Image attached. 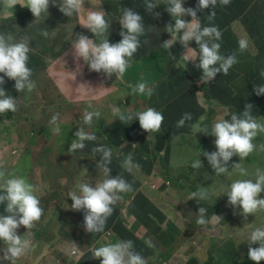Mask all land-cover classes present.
I'll return each instance as SVG.
<instances>
[{
    "label": "rangeland",
    "instance_id": "1",
    "mask_svg": "<svg viewBox=\"0 0 264 264\" xmlns=\"http://www.w3.org/2000/svg\"><path fill=\"white\" fill-rule=\"evenodd\" d=\"M116 1L119 4L121 2L128 3L127 0ZM58 2L60 0H56V3ZM101 3L104 4V0H84L80 13H74L71 17H68L67 22L63 20V27L58 30L48 31L49 35L47 38L40 34L42 29L37 30L27 24L26 27L20 26V17L18 15L16 18L13 17V15H16L15 11L10 10L6 16H0V32L11 34L15 40L24 36L29 37L33 55L40 54L43 51V42L48 47L57 42L53 50L46 54L44 68L37 71L36 88L32 92L17 96L6 92L8 96L19 101L18 110L13 114L14 119L12 122L4 120L0 123V161L4 162V167L8 170L7 175L18 176L22 174V170L28 169L26 177L39 186V196L43 197V204L46 205L44 219L31 232L36 241L32 244L27 254L18 259L17 264H101L102 258H93V252L96 248L108 245L113 235H127L129 238L127 240L133 241L134 251L144 257L148 264H160L158 255L162 239L156 237L154 232H168L172 228L166 222H159V224L155 225L156 220L151 210L153 207L140 204L141 194L135 190L121 193L122 199L113 206L110 220L106 222L105 229L101 233L87 232L83 227L84 212L75 211L71 208L73 201L68 196L69 191L78 192L77 185L90 179L96 180L92 183V186L95 187L102 174L99 169L96 168L95 170L96 165L94 163L96 160L90 159L88 154L77 151L74 155L67 154L69 147L64 149L66 142L60 139V135L65 130L73 131V135H75L81 127L87 132L90 129L97 137V140L85 141V149L93 155L91 149L94 147L106 146L109 148V144L102 134L103 127L97 126V122L105 120V115L111 102L120 108L135 107L141 109L149 105L147 98L140 99L138 96L131 97L128 95V86L137 85L131 77L129 68L120 79H116L115 75L108 78L106 74L102 73L94 76L88 72L89 66L85 64L83 59L81 58L77 61L74 56L75 50L70 46V43L76 39L77 34L86 35L93 40L96 39L95 35L80 23L86 20L90 10H101ZM50 4L55 6L51 2ZM119 4L117 5L118 8ZM249 7V0H233L225 8L214 10L216 16L213 21L209 22L207 20V16L211 15L212 12L198 16V18L202 27L216 26L220 30L221 19L218 18L223 15L224 11L231 9L232 15L235 16L239 10L245 11ZM118 8L110 10L105 7L106 12H109V14L105 15V19L110 24L109 33L106 32L105 36L111 38L112 35H117L116 38L120 42L122 40L120 32L123 30L119 23L120 19H116L114 24L110 21L119 11L120 8ZM2 12L3 8L0 5V13ZM8 24L17 25L14 26L13 32L9 33L4 29V26ZM234 28L238 33L242 34L239 24H236ZM73 29L78 31L73 33ZM158 38L159 41H162L167 39L168 36L164 37L163 34H160ZM159 41L151 50L159 48ZM96 42L99 43L100 39L97 38ZM189 47L199 50V46L194 40L189 42ZM169 51L176 57L175 62L177 63L175 65L164 64L163 67L165 74L169 79H172L178 74L176 69L180 68L181 56L186 50L180 41L177 40ZM154 52H152V55ZM78 63L80 65L79 71L77 70ZM101 87L111 88V90L101 89V94H97L96 90ZM198 101L199 103L200 101L202 103L205 102L202 92L198 94ZM89 103L92 105L91 108L88 107ZM85 110L99 111L101 117L99 119L94 117L91 126L83 125L82 117ZM55 114H59L60 131L58 133L52 131L54 125L50 124L51 118ZM111 114L112 110L108 115ZM203 122L204 120L199 121L201 124ZM68 124L69 126L66 127ZM42 128L50 130V135L40 133L39 130ZM113 130H115V125H112L108 131L103 133L110 136ZM124 131L126 132V129ZM117 133L124 145L132 143L133 138H135L131 136L130 138H125L123 132L117 131ZM184 135L190 140L182 141ZM202 136L203 133L194 135L192 130L180 133L170 143V157L166 155L163 159V154L156 157L157 161L152 168L151 174H147L142 165L141 172H134L138 180L141 179L143 184L146 183V190L149 191H151L150 186L156 181L166 182L168 180L175 184L181 183L179 192L171 187V190H168V195L165 196V203L174 204L177 202L182 206V208H178V205H165L164 207L169 215L176 221L185 222L182 227L176 230L172 237L170 236L169 238L164 235L169 241V249L166 251L165 256L173 264H216L218 260L223 263L222 256L216 257L214 260L209 259L205 263H202V260L193 262L190 257L193 246L189 249L186 244L192 240V236L203 235L205 240L203 245H206L207 233L220 235L223 232L221 221H224L227 223L226 227L231 234L225 236L226 242H220L218 238H214L213 242H218L221 246L222 243L230 246L232 264H256L255 261L248 258V251L250 247H258V245L248 246V243L244 241L248 222L230 214L224 215V217L219 214L217 216L222 219L219 222L211 223L213 225L212 228L210 224L205 229L196 223L199 207L207 209L206 218H210L215 212L224 210L229 186L234 178L241 176L238 170H233L234 165H228L229 172L218 176L210 165L199 170L191 167L193 161L198 159L202 161V158L206 159L203 153L207 146L204 140H200ZM73 139L76 138L73 137ZM143 139L154 142L155 136L143 137ZM132 145L134 144L132 143ZM260 149L262 148L260 147ZM125 151L136 154L141 153L142 146L138 143L132 146L130 150L126 149ZM215 151H217V148L215 143L212 142L211 146L207 148V152ZM27 152L30 155L29 159L24 158ZM93 156L98 161L102 158L101 153H96ZM252 160L253 157L250 154L249 157L240 161L241 167L246 168ZM254 164L263 166V161L257 160ZM20 169L22 170L19 171ZM168 173H172L171 179L167 176ZM205 173H207V179L205 178ZM164 188L170 187L163 185L161 190ZM200 189L207 191L209 198L199 201V203L195 200H190L191 193ZM144 194L148 195L146 192ZM58 206L59 209L56 211L55 209ZM58 214H61L60 222H68L71 225H60L57 218ZM145 214H148L149 220L144 218ZM137 219H140L141 224L145 225L140 232H135ZM170 220L172 221V219ZM146 221L149 222V229ZM121 223L128 227L126 234L121 232ZM236 224H239L240 227H235ZM263 224L264 220L257 219L254 221L255 227H260ZM39 226L43 227V231L38 239L34 235V231ZM71 235H75L76 239L70 240L69 237ZM91 236L95 237V242ZM239 236L243 237V239ZM74 247L76 248V253L71 256L70 254L73 253ZM226 250V247L223 246V251ZM175 252H181L179 257H174ZM58 257L60 259H57ZM6 261L11 264L10 261ZM260 264H264V261H261Z\"/></svg>",
    "mask_w": 264,
    "mask_h": 264
},
{
    "label": "clouds",
    "instance_id": "2",
    "mask_svg": "<svg viewBox=\"0 0 264 264\" xmlns=\"http://www.w3.org/2000/svg\"><path fill=\"white\" fill-rule=\"evenodd\" d=\"M50 2L55 4L56 0H23V2H20V0H0V5L3 8L0 16H6L10 10L15 11L16 15H13V17L16 18L17 15L20 17V26L26 27L27 24L37 30L42 29L40 34L47 38L48 31H55L53 25L54 14L49 12ZM230 3L231 0H219V5L227 6ZM83 4L84 0H60L58 7L62 13L71 17L74 13H80ZM217 4L218 0H198L196 8L193 9L185 8L184 0H166V11L175 20V26L172 24L166 26L164 30L171 34L172 39L165 41L160 46L168 51L169 56L175 60L176 57L169 50L179 40L186 50L181 56L184 67L189 61L195 62L198 59L199 63L195 66L203 70L200 80L205 84L214 80L218 73L227 75L230 68L238 63L235 54L227 57L220 54L221 44L217 41L221 40L222 33L219 28L216 26L202 27L197 16L198 11H204L209 6L215 8ZM157 5L151 0H145V10L149 13H152ZM153 12L156 16L160 15V12L156 10ZM167 12H164L166 14L165 21L169 17ZM184 16H191V22L182 19ZM215 16L216 12L212 11L211 15L207 16V20L211 22ZM142 20L143 17L138 12L131 8H125L119 20L123 29L120 32L122 40L120 42L117 40V43H110L109 38L104 35L106 32L109 33L110 28L109 22L105 19V12L90 10L86 20L81 21L80 24L90 30L96 39L99 38L100 42L97 43L96 39H90L86 35L77 34L71 45L75 50L76 60L79 61L82 58L85 64L89 66V71L106 74L108 78L113 75L116 76V79L122 78L127 69H131L135 57L146 41V37L152 31L145 20ZM14 26L17 25L8 24L4 26V29L10 33L14 31ZM8 27H11V30H8ZM193 40L199 46L198 53L196 49L189 47V42ZM247 48L248 41L240 39V51L243 52ZM35 55H33L29 37L24 36L15 40L11 34L0 32V115H3V117L13 115L18 110L19 103L17 99L8 96L6 92L13 96L25 95L36 88L37 71L41 69H37L33 63ZM77 70H80L79 63L77 64ZM261 75L264 76V72ZM101 89L111 90V88L101 87L96 90L97 94H101ZM128 90L129 96H138L140 99H144L142 96L147 95L148 100L154 93V88L149 87L147 82L143 81V78L136 86H128ZM255 92L256 95L264 94V86L256 85ZM88 107H92L91 103ZM111 110L112 114L108 115ZM252 110L253 105L246 104L241 115H231L230 121L219 119L211 127L210 135L216 137L214 143L217 151L204 152L203 155L207 158L217 176L229 172L227 165L234 155H238L240 160H243L255 150L256 145L253 140L258 136V133L264 132V124L255 119ZM94 117L99 119L101 113L96 110H85L82 124L91 126ZM191 119V113H185L176 123V128L183 127L185 122ZM58 120L59 114H55L50 121V124L54 125L52 129L54 133L60 131ZM202 120L203 117H201ZM165 121L166 117L163 110L150 104L141 109L113 106L112 109L106 112L102 124L103 132L108 131L112 125H115V130L111 132L110 136L102 132L109 148L98 146L91 149L93 155L96 153L102 154V158L98 162L102 177L96 182L95 187L92 186L95 181L88 180L77 185L78 192L69 191L68 193L73 201L72 210L84 212L83 227L87 232L101 233L104 231L106 221L113 213V206L122 199L121 193L135 190L141 196L145 195L147 185L146 183L143 184L141 179L138 180L134 172H141V165L145 170L143 161L147 157L151 158L154 166L157 161L156 157L163 154V158H165V155L164 152L155 154V140L149 142L143 137H156L163 130ZM190 127L194 135L198 133L209 135L208 127L202 126L199 122L192 124ZM124 129H126V132ZM117 131L123 132L125 138L135 137L132 142L134 145L132 143L124 145ZM75 137L76 139L72 140L68 149L67 154L69 155H74L78 149H85V141L97 140L94 134L85 131L83 127L75 133ZM111 139H118L119 144L113 145ZM144 141H147L148 145H145ZM138 143L142 146L141 153L136 154L125 151L126 149L130 150L132 146ZM260 147L264 149V144ZM191 167L194 169L202 168V161L200 159L193 161ZM152 168L150 172L149 170H145V172L151 174ZM233 170H238L242 176L248 174L240 163L235 164ZM6 172L8 170L5 169L4 162L0 161V264H9L6 260L10 261L11 264H17L18 259L26 255L36 241L31 232L42 222L46 211L44 212V209L40 206V199L38 198L40 188L37 184L36 189L33 184L22 176L5 178ZM205 178H208L207 173H205ZM167 183L168 180L166 182L156 181L150 188L168 191V188L161 190L163 185L169 184ZM262 192H264V171L257 169L255 182L252 180H236L231 183L230 190L226 193L229 198L228 204L233 207V216L248 222L244 241L248 243V246L258 245V247H250L248 251V258L255 261L256 264L264 261V224L260 227L254 226L255 220H264L260 214L261 210H264V198H260ZM208 198L209 193L204 189H200L193 191L189 199L199 203V201ZM206 213L207 209L205 207H199L196 223L202 228L207 229L210 223H216L222 219L215 214H212L210 218H206ZM73 251H76L75 247ZM93 258H102L101 264H148L144 257L134 251V244L131 240L118 241L114 244L96 248L93 252Z\"/></svg>",
    "mask_w": 264,
    "mask_h": 264
},
{
    "label": "crops",
    "instance_id": "3",
    "mask_svg": "<svg viewBox=\"0 0 264 264\" xmlns=\"http://www.w3.org/2000/svg\"><path fill=\"white\" fill-rule=\"evenodd\" d=\"M115 1L116 0H104V4L101 3V10L105 12V15L109 14V12H106L105 7H108L110 10L118 8L115 4ZM249 1L250 7L247 10H239L237 14L233 16L232 10L229 9L224 11L223 15L219 16L218 18L221 19L220 31L222 33L221 40L217 41L221 44L220 54L226 57L228 55L235 54L238 63H236L232 68H230L227 75H223V73H218L215 79L207 84L201 82L200 78L203 75V70L199 69V83L196 87L195 99L191 101L188 100L182 113V117L185 113H191L192 119L189 121L191 124L198 123L201 120V117H203L204 122L202 123V126H207L209 129V135L204 134L207 143L206 152L207 148L211 146V143L215 142L216 139L215 136L210 135L211 127L213 126V124L219 119H225L230 121L231 115L233 114L241 115L242 111L245 110L246 104L253 105V116L259 123L264 124V101L262 100V98H264V94L256 95L255 92L256 85L264 86V76L261 75V73L264 72V9H262L261 6L257 3V0ZM156 2H158V5L153 11H155L157 8H159V6H161L164 8V12H167L166 0H155L154 3ZM184 3H186L184 5L185 8L195 9L198 4V0H184ZM51 6H49V12H53V10L56 9V6ZM225 7L226 6L219 5L218 0V4L215 8L209 6V8L205 9L204 11H198L197 16H202L203 14H207L214 10H218ZM119 8V11L111 19L113 21V24L116 19L121 18L123 10L125 9L122 6H119ZM133 10L138 12L143 17V20L146 19V16L149 13L147 11L140 12L135 9ZM168 16L169 19L171 17L169 13ZM182 19H185L187 22H191L192 17L184 16L182 17ZM168 24H172L173 26H175L173 20L170 22H168V20L165 21L163 31L161 32L164 37L168 35V32L165 33L164 30ZM236 24L240 25L242 34L238 33L235 30L234 26ZM240 39H246L248 41V48L243 52H241L239 49ZM167 40L168 39L159 41L158 39L159 43L161 44H163ZM197 61L199 60L197 59ZM149 67L150 69H154L158 75L165 74V69L162 64L151 63L149 64ZM208 90H210L211 92L207 94L206 91ZM200 92L203 93L205 98V102L203 103L201 101L199 103L198 101L197 93ZM190 109L192 111H190ZM174 137H176V135ZM253 143L256 145L255 150L251 153L253 160L245 168L248 174L246 176H239L237 178L238 180H252L253 182H255L256 170L260 169L261 171H264V149H260V146L264 144V132L258 133V136L253 140ZM257 160H262L263 166H257L256 164H254ZM240 161V157L238 155H234L232 159L228 162V165H235L240 163ZM208 165H210L209 162ZM168 183L169 184L167 186L170 187L168 189L171 190V187L174 189L173 184L171 186V182L168 181ZM150 190L151 191L145 189V192L148 195L145 194L141 196V198L139 199V203L153 207L151 208V210L156 220L155 225L159 224V222H166L172 226V228L168 232H154V234L156 237L162 239V245L160 246L161 249L159 250L160 253L158 255L159 263L173 264L172 262H170L169 258L165 256L166 251L169 249V241L168 238L164 235H167L169 238L170 236L172 237L176 230L179 227H182L185 222H182L180 220H174L172 216L169 215L164 206L178 205V208H182V206L180 203L177 202L174 204L165 203V196L168 195L169 191H159L156 188H150ZM260 198H264V192L260 194ZM260 214L264 218V210H261ZM144 218L149 220L148 214H145ZM170 219H172V221ZM109 220L110 217L107 221ZM146 225L149 229V222L146 221ZM210 225L212 224L210 223ZM222 226L223 230H225L226 233L222 232L221 235H213L211 233H207L208 239L206 240V245H203L205 241L203 235H194L191 237L192 240H190L186 245L189 246V249L191 248V246H193L190 255L191 260L193 262L202 260V263H205L208 258L214 260L216 257L222 256L223 263L218 260L216 264L233 263V260L230 258V246L227 244L223 245V243L221 246L218 242H213L214 238H218L220 242H226L225 236L231 234V232H229V230L223 223ZM144 227L145 225L141 224V220L137 219L135 232H140ZM121 232L125 234L128 232V227L125 226L123 223H121ZM91 237L95 242V237ZM127 239H129L127 235H113L110 238L108 244H114L118 241H127ZM223 246L226 247V251H223ZM180 254L181 252H175L174 257L177 258Z\"/></svg>",
    "mask_w": 264,
    "mask_h": 264
},
{
    "label": "trees",
    "instance_id": "4",
    "mask_svg": "<svg viewBox=\"0 0 264 264\" xmlns=\"http://www.w3.org/2000/svg\"><path fill=\"white\" fill-rule=\"evenodd\" d=\"M127 1H128V3L121 2L120 4L117 1H115V4L116 5L119 4V6H122V7H130V8H133L135 10H138L140 12H146L145 0H127ZM154 1L155 0H151V2H154ZM20 2H23V0H20ZM59 3L60 2L55 3L56 9L53 10V14H54L53 25L55 27V30H58L60 27H63L64 22H67L68 17H69L60 11V9L58 7ZM156 3L158 4V2H156ZM257 3L261 6L262 9H264V0H257ZM49 6H51V5L49 4ZM51 7H53V6H51ZM156 11L160 12L159 16H156L153 11H152V13H148L146 16L145 22L148 26H150L152 28V31L146 37V41L143 43V46H142L140 52L135 57L133 65L130 69V73H131V77H132L133 81L136 84L141 82V80L143 78V81H146L148 86L154 88V93L151 97H149L148 102L150 105H153L157 108L162 109L164 114H165V117H166V121H165L163 130L159 134H157L155 137V142H154L155 154H159L161 152H164L165 156L168 155L170 157V143H171L172 138L175 135L178 136L180 133L191 131L190 126L192 124L189 121H186L185 125L181 128H176V123L182 118V113H183V110H184L188 100L191 101V100L195 99L196 87H197V84L199 83V76H198L199 69L195 65L197 63H199V61H195V62L189 61L186 64V67H184V62L182 61L179 70L176 69L178 74L176 75V77H174L172 79H169V77L166 74L158 75L154 69H150L149 64H151V63L162 64V65H164V64L175 65L177 63V62H175V60H173L169 56V52L165 51L160 46V45H162L161 43H158L159 48L157 50H151V48L153 46H155V44L158 42V39H159L158 37L161 34V32L163 31L165 20H166V14L164 13L163 7L159 6V8H157ZM63 20H64V22H63ZM172 20L174 21V25H175V20L172 17H170L168 19V22H170ZM110 21L113 23L112 20H110ZM8 30H11V27H8ZM77 31H78L77 29H73V33H76ZM165 33H166V31H165ZM104 35H106V34H104ZM116 36L117 35H112V37L109 38V42L110 43H117ZM167 36H168V38H167L168 40L172 39V36L170 33H168ZM56 44H57V42H55L51 47H48L46 45V43H44L43 44V51L40 54H36L33 57V63L37 69H43L44 68L46 54L48 52H51L53 50V48L56 46ZM71 45H72V41L70 43V46ZM153 51H155V52L152 55ZM170 60H172V62H170ZM89 72L93 75L97 74V72H95V71H89ZM71 83H74V82H71ZM210 92H211L210 90L206 91L207 94ZM111 94H113V93H111ZM142 97L148 98L147 95H144ZM165 103H167V105H165ZM113 106H117V105H114L111 102L109 104L107 111L112 109ZM190 111H192V110L190 109ZM13 119H14V116L11 114L7 115L5 117H3V115H0V123L4 120L12 122ZM69 124L66 125V127H68ZM102 124H103V120H100L99 122H97V126H99V127H102ZM39 132L40 133H47L48 135H50V130H45V128L40 129ZM88 132L90 134H93L90 129H88ZM32 136H33V134H32ZM73 137L76 138L75 135H73V131H66L65 130L60 135V139L66 142L64 149H67L68 147H70L72 140H74ZM186 140H190V139L187 138L186 135H184L182 141H186ZM200 140H204L206 142L205 137H204V133H203V136L200 138ZM110 141L113 145L119 144L118 139L117 140L111 139ZM144 144L148 145L147 141H144ZM206 146H207V143H206ZM77 152L88 154L90 159L96 160V162L94 163V165H96L95 170H96V168L99 169L98 168V162L99 161L95 157H93L88 150L78 149ZM204 152H206V149ZM29 157H30V155L27 152L24 155V158L29 159ZM202 164H203V167H206L208 165L207 160L202 158ZM143 166H144L145 170H147V171L149 170V172H150V170L153 166V162H152L150 157H147L146 160L143 161ZM21 170L22 169H20L19 171H21ZM197 170H199V169H197ZM28 171H29L28 169L22 170V174L18 175V176H22V177L26 178L29 183L33 184L36 187V184L26 177V173ZM171 175H172V173L167 174V176L169 178ZM12 176L13 175L8 176L7 172H6L5 178H11ZM236 180H238V179L234 178L231 183L235 182ZM90 181L94 182L96 180L90 179ZM171 183L173 184L174 189L177 192H179L181 190L180 189L181 183H179V184H175L173 182H171ZM36 189H37V187H36ZM229 190H230V186H229L228 191ZM36 194L38 196V191ZM38 198L40 199V206L44 209V212H45L46 211V205L43 204L44 199L39 197V196H38ZM228 199L229 198H227V200L225 201L224 210L222 212H215L214 213L215 215L217 213H220L223 215V217H224V215H229V214L233 216V207L228 204ZM57 209H59V206L55 210L57 211ZM57 218H58L60 225H62V226L71 225L68 222H60L61 221V214H58ZM222 223L225 226L227 225V223H225L224 221H222ZM235 227H240V225L236 224ZM42 231H43V227L39 226L34 231V235L39 239L40 233ZM229 232H230V230H229ZM239 237H241V236H239ZM69 238H70V240L76 239L75 235H71ZM57 259H60V258L58 257ZM209 259L210 258H208L206 260V262Z\"/></svg>",
    "mask_w": 264,
    "mask_h": 264
},
{
    "label": "flooded vegetation",
    "instance_id": "5",
    "mask_svg": "<svg viewBox=\"0 0 264 264\" xmlns=\"http://www.w3.org/2000/svg\"><path fill=\"white\" fill-rule=\"evenodd\" d=\"M220 213H217L216 215H219ZM220 215H222V214H220ZM223 216V215H222ZM212 226L213 225H211V228H212ZM223 227V226H222ZM214 228V227H213ZM222 233V232H221ZM223 233H226V231L225 230H223ZM221 235V234H220Z\"/></svg>",
    "mask_w": 264,
    "mask_h": 264
},
{
    "label": "built area",
    "instance_id": "6",
    "mask_svg": "<svg viewBox=\"0 0 264 264\" xmlns=\"http://www.w3.org/2000/svg\"><path fill=\"white\" fill-rule=\"evenodd\" d=\"M167 184H168V183H167ZM75 253H76V251H75V252L73 251V253H72V254H70V255H71V256H74V254H75Z\"/></svg>",
    "mask_w": 264,
    "mask_h": 264
}]
</instances>
